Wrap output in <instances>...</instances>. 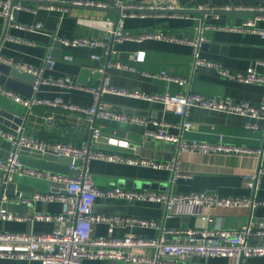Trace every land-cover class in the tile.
I'll use <instances>...</instances> for the list:
<instances>
[{
	"label": "crops",
	"instance_id": "obj_1",
	"mask_svg": "<svg viewBox=\"0 0 264 264\" xmlns=\"http://www.w3.org/2000/svg\"><path fill=\"white\" fill-rule=\"evenodd\" d=\"M74 1H95L105 3L107 6L78 5L74 4ZM116 1L135 6H154L155 9L148 10L145 15H131L133 11L123 12L115 7ZM15 4L22 5L23 9L20 11L12 9L10 21L9 17L4 18L0 15V56L36 68L41 67L50 56L55 61V66L44 71V78L53 81L68 78L72 83L70 87L46 83L34 91L29 79L7 76L6 83L12 87L2 84L1 86L25 99L36 98L42 102L61 99L71 105L91 107L94 96L85 88L99 84V78L94 71L96 62L91 58L92 55H99L102 62L108 65L113 88L138 91L148 95L191 91L252 104L264 103V84H245L225 79L216 66L195 67L194 49L190 43L156 39L124 40L111 42L110 53L106 54V48L102 46L71 47L65 46L59 40V38L74 37L105 39L106 32L89 23L96 20H111L115 25L122 21L123 30L131 34L164 32L176 35L187 42L195 41L200 36L202 28L209 27L205 31L207 41L200 52L203 59L231 71H246L254 68L258 73L264 74V66L261 64L264 63V36L240 29L245 22L262 17L257 20V27L259 30H264V12L262 14L257 10L264 11V0H15ZM159 10L166 12H155ZM124 14L127 16L123 17ZM139 52L145 53L143 62L135 61V56ZM67 56L73 57L74 60L65 61ZM116 64L124 66L118 67ZM161 75L187 79L190 83L179 86L168 78H161ZM3 76L0 73V77ZM102 100L113 110L130 116L143 117L148 123L140 125L97 118L95 127L101 130L102 137L96 140L93 138L92 124L85 115L67 111L62 107L41 104L35 106L31 115L27 117V110L22 104L0 94V109H6L9 115H18L23 121L22 125L15 128V120L4 117V123H0V127L6 132H14L22 128L26 134L41 140L63 141L77 147L90 144L99 151L156 162H171L177 158V153L174 143L147 135L149 131L157 129L153 121H165L176 125L177 127L169 128V132L173 135H182L186 140L226 143L249 148H260L264 144L262 119L195 107L188 116L193 128L182 131L180 126L184 122L183 117L173 108L162 103L109 93L104 94ZM248 125L259 128H248ZM109 137L122 140L127 146L122 148L111 146L108 143ZM10 149L11 143L0 136V157L8 155ZM23 157L29 156L23 155ZM178 161L177 169L171 170L94 159L89 163L88 169L100 189L122 187L134 191L153 190L177 194L216 192L223 196L255 197L259 201H264V175L260 178L257 192L247 185L249 177L258 171L261 162L264 166L261 157L246 154L181 153ZM64 166L60 164V167ZM127 169L145 172V177L159 181V188L126 187L122 179V170ZM1 176L0 172V189H2ZM14 183L17 187L11 189L12 194H7L6 188L9 197L6 207L10 212L26 219L0 220V229L7 232L32 230L36 233H51L56 228L55 222L39 221L35 216L59 215L63 211L62 203L36 201L29 206L23 202V198L30 199L38 193H50L61 188V185L49 180L29 177L16 178ZM20 186L23 187V191L18 189ZM94 212L160 221L165 217V207L162 203L121 198H98L94 204ZM209 215L215 219L217 227L237 230L249 223L256 226L264 221V206L254 209L215 208L209 212ZM197 225L196 218L175 217L166 220L169 229L197 228ZM108 234L109 227L106 224L95 225V236ZM126 234L154 238L160 236V231L131 226L114 230L115 236ZM209 263L229 264L230 261L219 258L211 259ZM0 264L43 263L34 260L0 258ZM83 264L123 263L84 260ZM243 264H264V257L248 258Z\"/></svg>",
	"mask_w": 264,
	"mask_h": 264
},
{
	"label": "built area",
	"instance_id": "obj_2",
	"mask_svg": "<svg viewBox=\"0 0 264 264\" xmlns=\"http://www.w3.org/2000/svg\"><path fill=\"white\" fill-rule=\"evenodd\" d=\"M74 4L85 6L106 7L105 3L95 1H74ZM115 7L122 11L131 10V15H145L146 11L155 9L154 6H135L116 1ZM20 11L23 6L11 3V0H0V15L4 18L10 17L11 10ZM228 10V9H227ZM254 10V9H253ZM259 10L263 14L264 11ZM127 16L124 14L123 17ZM258 17L245 22L241 30L253 31L264 36V30L257 27ZM106 32L105 39H88L74 37L72 39L59 38L62 44L71 47H98L106 48V54L110 53L111 42L124 40L156 39L167 42L190 43L194 49V66L218 67L220 75L228 80L245 84H264V74L258 73L254 68L246 71H231L219 65L203 59L200 55L204 43L207 41L205 31L201 30L200 36L195 41L187 42L176 35L164 32L149 34H131L123 30L122 21L117 25L111 20L89 21ZM40 28V26H37ZM96 62L94 71L99 78V84L94 87H86L85 90L92 93L94 103L91 107H83L65 103L61 99L54 102H42L36 98L25 99L15 92L0 85V94L17 103L22 104L27 110V117L37 105H48L62 107L67 111L85 115L92 124L93 138L102 137V132L95 127L97 118L110 119L114 121L130 122L135 124H147L148 120L143 117L130 116L113 110L102 100L104 94H115L120 96L143 99L154 103H162L174 109L183 117L184 122L180 126L182 131H189L193 124L188 121L192 108L198 107L205 110L235 114L242 117L264 120V103L252 104L246 101H238L231 98L209 96L201 93H165L148 95L138 91H128L113 88L111 77L108 73V65L102 62L99 55H92ZM145 53L139 52L135 61L143 62ZM71 56L65 57V61L72 62ZM0 62L11 65L21 73H29L34 76V91L42 84L57 83L72 86L71 80L61 79L53 81L44 78V71L52 69L55 61L48 56L41 67H33L14 59L0 56ZM264 66V63H261ZM123 67L122 64H116ZM168 78L179 86H185L190 82L187 79L161 75ZM157 126L155 131H149L150 137L172 142L176 146L177 158L171 162H156L142 160L133 157H124L116 153H108L93 148L92 145L81 147L59 141H45L26 134L22 128L14 132H6L0 127V136L11 143V149L7 159L0 158V172L2 174L0 189V220L1 221H23L26 217L12 213L6 207L9 197L6 194L7 185L14 182L16 178L45 179L61 185V188L50 193H38L32 198H23V202L32 206L36 201L60 202L63 211L59 215L37 214L36 220L55 222L56 228L51 233L7 232L0 229V258L10 260H34L43 264H83L84 260L115 261L123 264H210L211 259H229V264H243L252 257H264V221L253 226L251 223L237 230H227L216 226L215 219L209 212L215 208L251 207L252 209L264 206V201L255 197L223 196L216 192L177 194L173 192L158 191H134L122 187H110L100 189L91 174L89 163L94 159L108 162L126 163L129 165H142L154 169H177L178 156L181 153L198 154H246L262 157L264 144L260 148H249L230 145L226 143H208L197 140H186L179 135H173L169 128L177 127L165 121H153ZM248 128L258 129V126L248 125ZM111 146L124 147L127 143L114 137L108 138ZM28 149L38 151L42 155L51 154L57 157L71 159L69 174L41 170L23 164L20 160L21 151ZM264 175V166L261 162L260 168L251 175L247 181L249 188L257 192L260 178ZM98 198H121L137 201H149L162 203L165 207V217L162 221L156 219H144L125 215H103L94 212V204ZM201 218L207 225L204 227H184L169 229L166 220L170 218ZM97 224H106L109 227L107 236H95L94 227ZM211 225V226H208ZM140 227L144 229H155L160 231V236L145 238L132 234L115 236L114 230L120 227Z\"/></svg>",
	"mask_w": 264,
	"mask_h": 264
},
{
	"label": "water",
	"instance_id": "obj_3",
	"mask_svg": "<svg viewBox=\"0 0 264 264\" xmlns=\"http://www.w3.org/2000/svg\"><path fill=\"white\" fill-rule=\"evenodd\" d=\"M15 4V0H13V5ZM124 12V10H123ZM127 12V11H125ZM148 12V11H146ZM155 12H166L165 10H159V11H155ZM12 14V12H11ZM8 20L10 21V17L8 18ZM6 37V34L5 36ZM0 73L3 74V77H0V85H5L7 87H12L10 86V84L6 83L7 80V76L12 75V77L14 78H26L29 79V81L31 82V87L33 88V83L35 81V78L33 75L29 74V73H21L19 71H17L15 68L8 66L4 63L0 62ZM4 117H9L10 119H14L15 123H16V127L17 128L19 125L23 124V121L20 117L15 116V115H9V113L7 112L6 109L1 110L0 109V123H4ZM9 155V154H8ZM8 155H6L5 157H2L3 159H7ZM23 155L25 156H29V157H23ZM1 158V157H0ZM20 160L23 164L33 167V168H37V169H44V170H48V171H53V172H58V173H62V174H69V165L71 163V159L70 158H66V157H57L55 155H51V154H45L42 155L40 152L38 151H31L28 149H23L21 151V157ZM261 160L264 161V154L261 157ZM60 164H64V167H60ZM123 172V176L122 179L125 181V185L128 188H137V189H158L159 188V181H155L154 179L145 177V172H141L139 170H122ZM17 187V184L12 182L10 184L7 185V194H12L13 191H11V189H14ZM18 189L20 191H23V187L20 186L18 187ZM163 189H165L163 187ZM40 192V190H38ZM23 196H29V195H23ZM187 219H190V217H187ZM197 226L198 227H204L205 225H207V223L201 219V218H197Z\"/></svg>",
	"mask_w": 264,
	"mask_h": 264
}]
</instances>
